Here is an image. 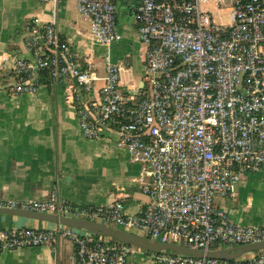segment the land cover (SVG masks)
<instances>
[{
	"label": "built area",
	"instance_id": "obj_1",
	"mask_svg": "<svg viewBox=\"0 0 264 264\" xmlns=\"http://www.w3.org/2000/svg\"><path fill=\"white\" fill-rule=\"evenodd\" d=\"M94 43L119 39L117 4L76 0ZM138 40L145 47L142 88L126 95L120 68L106 60L103 77L84 67L53 25L32 22V60L14 63L12 95L35 94L41 77L72 82L81 92L102 82L99 100L77 111L88 139L117 136V147L141 166L147 199L130 214L122 201L80 207L52 193L47 199L0 208L81 219L153 241L203 252L264 242L263 227H242L217 207L264 167V0H138ZM210 7L226 17L216 23ZM69 241L75 264H132L147 253L117 240L62 225L0 230V254ZM156 264H264V251L232 260L151 253Z\"/></svg>",
	"mask_w": 264,
	"mask_h": 264
},
{
	"label": "crops",
	"instance_id": "obj_2",
	"mask_svg": "<svg viewBox=\"0 0 264 264\" xmlns=\"http://www.w3.org/2000/svg\"><path fill=\"white\" fill-rule=\"evenodd\" d=\"M138 0L117 4L119 39L110 47L90 36L88 19L76 0H0V205L47 199L52 193L80 207L122 201L130 214L147 199L137 180L141 166L117 147V136L88 139L77 111L99 100L102 82L81 92L72 82L51 85L44 77L35 94L12 95L14 63L32 60L27 27L32 22L53 25L84 67L103 77L106 60L120 68L124 94L142 88L145 47L138 40ZM217 12V11H216ZM217 207L232 223L264 226V167L237 186L234 200L218 199ZM57 225L15 215H0V230L53 229ZM228 249V248H223ZM219 250V249H218ZM249 254V253H248ZM132 264H156L151 253H135ZM0 264H75L74 246L66 240L37 248L6 251Z\"/></svg>",
	"mask_w": 264,
	"mask_h": 264
},
{
	"label": "water",
	"instance_id": "obj_3",
	"mask_svg": "<svg viewBox=\"0 0 264 264\" xmlns=\"http://www.w3.org/2000/svg\"><path fill=\"white\" fill-rule=\"evenodd\" d=\"M1 214L15 215L31 220L42 221L54 225L66 226L76 230L86 231L95 236L111 238L121 243L131 245L148 253L154 254H170L175 256H190L199 259L207 258L215 260L232 261L239 259L248 253L264 251V242H262L246 246L203 252L199 250L189 249L179 245L153 241L145 237L128 233L126 231L109 228L94 222L81 219L57 217L55 215H49L46 213H37L32 211H24L20 209L10 208H0V215Z\"/></svg>",
	"mask_w": 264,
	"mask_h": 264
},
{
	"label": "rangeland",
	"instance_id": "obj_4",
	"mask_svg": "<svg viewBox=\"0 0 264 264\" xmlns=\"http://www.w3.org/2000/svg\"><path fill=\"white\" fill-rule=\"evenodd\" d=\"M210 12L213 14L214 21L218 24L226 23L227 18L217 14L216 10L210 7Z\"/></svg>",
	"mask_w": 264,
	"mask_h": 264
},
{
	"label": "trees",
	"instance_id": "obj_5",
	"mask_svg": "<svg viewBox=\"0 0 264 264\" xmlns=\"http://www.w3.org/2000/svg\"><path fill=\"white\" fill-rule=\"evenodd\" d=\"M45 78V77H44Z\"/></svg>",
	"mask_w": 264,
	"mask_h": 264
}]
</instances>
